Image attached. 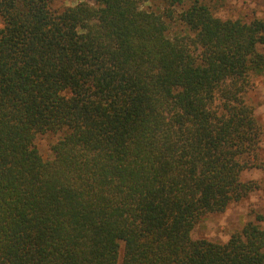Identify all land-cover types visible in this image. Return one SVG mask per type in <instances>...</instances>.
Wrapping results in <instances>:
<instances>
[{
    "label": "trees",
    "instance_id": "trees-1",
    "mask_svg": "<svg viewBox=\"0 0 264 264\" xmlns=\"http://www.w3.org/2000/svg\"><path fill=\"white\" fill-rule=\"evenodd\" d=\"M162 1L0 0V264H264L260 216L191 236L256 189L264 21Z\"/></svg>",
    "mask_w": 264,
    "mask_h": 264
},
{
    "label": "rangeland",
    "instance_id": "rangeland-1",
    "mask_svg": "<svg viewBox=\"0 0 264 264\" xmlns=\"http://www.w3.org/2000/svg\"><path fill=\"white\" fill-rule=\"evenodd\" d=\"M91 0H50L52 9L61 11L66 7ZM184 7H171L174 17L171 30L182 28L176 21V15L189 5L191 0H183ZM215 16L221 19H241L251 21L261 19L264 21V0H204ZM150 10L163 14L168 6L162 0H150L147 4ZM249 103L254 107L255 117L262 128V142L259 153V168H253L243 173L242 180L253 184L256 189L237 203L230 205L220 214L209 215L195 225L191 236L194 240L204 239L216 243L226 242L230 235L241 231L242 227L250 221L258 222L264 228V76L253 80V85L247 94ZM58 135L46 134L37 138L36 147L46 159L50 153V146L56 141Z\"/></svg>",
    "mask_w": 264,
    "mask_h": 264
}]
</instances>
